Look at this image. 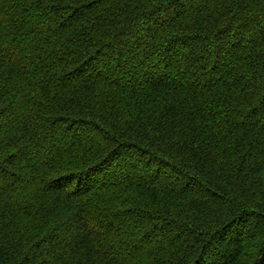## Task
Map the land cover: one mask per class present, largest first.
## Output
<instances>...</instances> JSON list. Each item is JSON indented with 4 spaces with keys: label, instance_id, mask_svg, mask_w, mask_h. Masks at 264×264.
<instances>
[{
    "label": "trees",
    "instance_id": "trees-1",
    "mask_svg": "<svg viewBox=\"0 0 264 264\" xmlns=\"http://www.w3.org/2000/svg\"><path fill=\"white\" fill-rule=\"evenodd\" d=\"M263 253L264 0H0V264Z\"/></svg>",
    "mask_w": 264,
    "mask_h": 264
},
{
    "label": "water",
    "instance_id": "water-1",
    "mask_svg": "<svg viewBox=\"0 0 264 264\" xmlns=\"http://www.w3.org/2000/svg\"><path fill=\"white\" fill-rule=\"evenodd\" d=\"M263 256H264V253H263V255L261 256V258L259 259V262H258V264H262V261H263Z\"/></svg>",
    "mask_w": 264,
    "mask_h": 264
}]
</instances>
